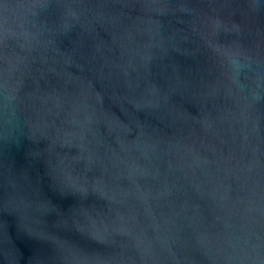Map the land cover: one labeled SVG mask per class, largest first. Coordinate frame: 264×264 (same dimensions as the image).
Segmentation results:
<instances>
[{
    "label": "water",
    "instance_id": "95a60500",
    "mask_svg": "<svg viewBox=\"0 0 264 264\" xmlns=\"http://www.w3.org/2000/svg\"><path fill=\"white\" fill-rule=\"evenodd\" d=\"M0 264H264V0H0Z\"/></svg>",
    "mask_w": 264,
    "mask_h": 264
}]
</instances>
